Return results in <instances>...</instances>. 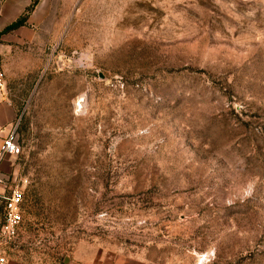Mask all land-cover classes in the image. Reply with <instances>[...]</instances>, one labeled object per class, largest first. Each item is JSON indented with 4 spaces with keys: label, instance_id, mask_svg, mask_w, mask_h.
Segmentation results:
<instances>
[{
    "label": "rangeland",
    "instance_id": "obj_1",
    "mask_svg": "<svg viewBox=\"0 0 264 264\" xmlns=\"http://www.w3.org/2000/svg\"><path fill=\"white\" fill-rule=\"evenodd\" d=\"M0 35L11 262L264 264V0H0Z\"/></svg>",
    "mask_w": 264,
    "mask_h": 264
},
{
    "label": "built area",
    "instance_id": "obj_2",
    "mask_svg": "<svg viewBox=\"0 0 264 264\" xmlns=\"http://www.w3.org/2000/svg\"><path fill=\"white\" fill-rule=\"evenodd\" d=\"M4 84L0 78V88ZM21 148L18 144L16 127L4 141L0 149V264H7L8 249L16 245L22 223L24 190L20 181L14 176L5 177L1 165L8 156H19Z\"/></svg>",
    "mask_w": 264,
    "mask_h": 264
},
{
    "label": "crops",
    "instance_id": "obj_3",
    "mask_svg": "<svg viewBox=\"0 0 264 264\" xmlns=\"http://www.w3.org/2000/svg\"><path fill=\"white\" fill-rule=\"evenodd\" d=\"M17 117L16 107L12 104L11 101L6 99L3 94L0 92V149L4 141L9 137V135L14 130V121ZM15 156H8L1 165V172L3 176L9 177L14 170L15 166ZM1 207H0V227H1ZM7 264H24V263H13L8 258ZM66 264H103L98 262H89V263H74L72 261ZM107 264V263H105ZM112 264V263H111ZM116 264V263H114ZM121 264H139L134 262H126Z\"/></svg>",
    "mask_w": 264,
    "mask_h": 264
},
{
    "label": "trees",
    "instance_id": "obj_4",
    "mask_svg": "<svg viewBox=\"0 0 264 264\" xmlns=\"http://www.w3.org/2000/svg\"><path fill=\"white\" fill-rule=\"evenodd\" d=\"M25 22L21 21V22H17L15 25H12V27H10V29H8V32L11 31V30H15L17 29L18 27L22 26ZM0 38H1V35H0Z\"/></svg>",
    "mask_w": 264,
    "mask_h": 264
}]
</instances>
